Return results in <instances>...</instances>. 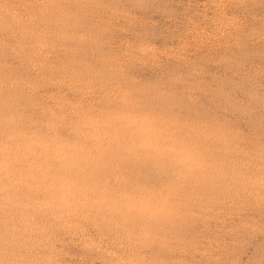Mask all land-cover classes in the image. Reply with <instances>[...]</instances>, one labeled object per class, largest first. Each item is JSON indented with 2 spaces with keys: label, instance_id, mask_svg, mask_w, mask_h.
<instances>
[{
  "label": "rangeland",
  "instance_id": "374dc122",
  "mask_svg": "<svg viewBox=\"0 0 264 264\" xmlns=\"http://www.w3.org/2000/svg\"><path fill=\"white\" fill-rule=\"evenodd\" d=\"M0 264H264V0H0Z\"/></svg>",
  "mask_w": 264,
  "mask_h": 264
},
{
  "label": "bare ground",
  "instance_id": "6f19581e",
  "mask_svg": "<svg viewBox=\"0 0 264 264\" xmlns=\"http://www.w3.org/2000/svg\"><path fill=\"white\" fill-rule=\"evenodd\" d=\"M63 203V202H62Z\"/></svg>",
  "mask_w": 264,
  "mask_h": 264
}]
</instances>
